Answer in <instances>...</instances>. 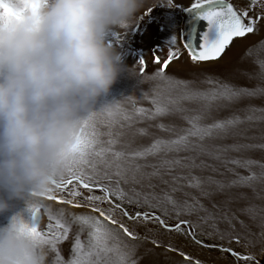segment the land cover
<instances>
[{"label":"snow or ice","instance_id":"1","mask_svg":"<svg viewBox=\"0 0 264 264\" xmlns=\"http://www.w3.org/2000/svg\"><path fill=\"white\" fill-rule=\"evenodd\" d=\"M160 6L180 8L193 18L190 37L186 38L185 33L181 32L183 46L193 62L218 61L234 38L258 34L261 26H264V0H250V4L243 10L236 9L230 0H195L187 8L167 0L166 4ZM257 7L258 12L255 11ZM198 24L204 25L199 33ZM176 41L174 35L166 45L169 47L167 58L162 59V49L152 53L153 62L160 66L154 76H145L146 58L138 63L142 82H153L150 92L143 93V98H150L153 107L137 109L136 102L130 100L132 111L124 104L116 103L91 116L82 129L78 155L71 162L67 174L54 183L55 188L35 196L36 203L30 209L34 224L32 233L48 252V264H139L135 258L137 246L124 238L138 240V234L127 222L138 225L141 221V226L147 227L148 223L154 221L169 232L190 236L194 243L202 247H219L221 251L230 252L231 249L220 245L204 244L193 231L198 225L179 217L205 213L200 219L212 229L210 235L219 233L223 239L224 234L217 228L216 215L209 212L203 201L213 202L216 208L218 205L214 198L228 195L233 188H249L264 198L261 195L264 193V161L227 157L229 152H264V142L232 145L208 143L243 136L247 131L243 127L245 124H264V107L251 104L238 107L245 100L264 99V39L252 45L246 53L248 57L254 58L255 68L254 73L247 75L250 80L258 81L257 84L253 87H238L206 76L204 82L211 85L207 89L195 88L192 81L175 79L165 74L173 61L179 58V52L174 50ZM213 68L214 64H207L205 71ZM188 103L196 107H186ZM231 109H234L231 116L217 118V113ZM240 112L243 116L238 114ZM169 117H177L182 123H164ZM145 120L158 121L154 127L162 135H153L146 146L132 148L131 141L122 139L125 136L124 129ZM101 128L107 131L103 132ZM139 134L150 135L144 129H140ZM260 139L264 141V134ZM153 160L157 162L153 163ZM208 160L222 163L233 178L225 181L217 179L216 175H196L197 170H211L224 175ZM238 169H243L247 175L241 174ZM154 180L159 181V185L154 184ZM68 185L73 187L68 189ZM125 185L130 187L126 190ZM160 185L163 187L158 193L155 189ZM80 187L87 189L88 195H83ZM145 187L149 191H143ZM97 189L99 195L95 194ZM64 190H67V196L55 195L56 191ZM41 197L72 208H87L96 215L70 214L66 217L64 209L54 212L51 207L40 203ZM104 204L108 207H102ZM126 205L151 211H129ZM42 210L50 221H55L48 225L47 232L39 229ZM243 211L253 219L258 214L255 207ZM118 214L121 218H118ZM171 214L178 219L174 227L169 226L164 219ZM223 219L234 231L227 215ZM261 220V235L264 236V217ZM74 225L77 226L74 243L69 244V255L65 258L61 254L60 245L69 240ZM184 225H187V231L183 230ZM233 239L236 243L240 242L239 235L232 237L229 234V243ZM152 242L160 246L158 241ZM169 250L176 251L171 246ZM180 255L190 260L184 252H180ZM232 255L238 254L232 252ZM243 259L255 260V257L245 256ZM195 264H200V261ZM255 264H259V261Z\"/></svg>","mask_w":264,"mask_h":264},{"label":"clouds","instance_id":"2","mask_svg":"<svg viewBox=\"0 0 264 264\" xmlns=\"http://www.w3.org/2000/svg\"><path fill=\"white\" fill-rule=\"evenodd\" d=\"M149 0H0V215L28 210L78 155L86 122L126 71L110 43ZM6 194V195H5ZM22 212L0 226V264H48Z\"/></svg>","mask_w":264,"mask_h":264},{"label":"rangeland","instance_id":"3","mask_svg":"<svg viewBox=\"0 0 264 264\" xmlns=\"http://www.w3.org/2000/svg\"><path fill=\"white\" fill-rule=\"evenodd\" d=\"M175 4L181 5L182 7H191L195 0H173ZM235 4V8L238 10L245 9L249 4L250 0H232ZM167 0H149L145 10L140 14L139 19L129 29L117 30L111 33L109 37L110 43H112L123 57L126 71L122 73L118 82L113 86L110 94L102 97L97 105V110L103 108L106 105L113 103H122L128 107L129 111H132V105L129 103L130 100L135 101V108L150 109L153 107L150 98L144 99L143 93L150 92L153 82L144 80L140 76V65L138 64L141 59H147V69L145 76H154L156 71L160 68L152 60V53L162 49V59L167 58L169 53V47L166 46L175 35L177 38L174 50L179 52V58L175 59L173 63L166 70L165 74L175 79L192 81V86L199 89H207L211 85L205 83L206 76L215 77L225 83H229L238 87H253L258 83L256 80H250L247 74L254 73L255 68L253 65V57L246 55L248 49L262 39H264V26H261V30L258 34H249L246 37H237L233 40L232 44L225 50L224 54L218 61L210 62H193L189 52L183 46L181 39V32L185 33L189 15L182 11L180 8H168L160 6L166 4ZM151 10V11H150ZM255 11H259L257 7ZM207 64H214L215 68L205 71ZM248 104L256 107H264V99L255 98L252 100H245L243 104L238 107L242 108ZM186 107L195 108L194 104H186ZM234 109L225 110L217 113V118L229 117L233 114ZM243 116V113H238ZM158 121H139L135 123L131 128H125V136L122 138L125 141H131L132 148H139L148 145L153 135H162L154 125ZM164 123L166 124H181L182 121L177 117H169ZM247 131L243 136H232L223 141H209L208 143L232 145L237 143H251L257 144L261 141L260 137L264 134V124H245L243 126ZM147 130L150 135L143 136L139 134V130ZM101 131L106 132V128H101ZM107 139V137H104ZM228 158H251L257 161H264V152L259 150H250L245 152H229ZM153 163L157 162L155 160ZM209 164H214L220 172L224 175H218L213 173L211 170L199 171L197 170L196 175L206 177L208 175H216L217 179L230 180L232 174L227 171V168L219 161L208 160ZM231 167V166H230ZM150 171V169H149ZM243 175H247L243 169H238ZM154 184L159 185V181L154 180ZM76 184V182H73ZM73 185H68V189H71ZM127 190L130 186L125 185ZM162 185L158 186L155 191L160 192ZM55 188V186H53ZM83 195H88V190L79 188ZM143 191H149L146 187ZM188 191H192L188 189ZM257 192H260L258 186ZM97 195L100 194L99 190H96ZM6 195V194H5ZM55 195L67 196V190L63 192L56 191ZM264 195V193H261ZM78 199H82L78 198ZM231 200L230 203L226 201ZM39 202L45 206L51 207L53 211L60 209L65 210L66 217L70 214H89L91 213L87 208H72L67 204H60L55 200H47L45 197L39 198ZM214 202L218 207H213V202L204 200L203 203L208 208L210 213H214L217 217V228L220 233L224 234V238L221 239L219 233L211 234L212 229L208 224H205L200 216L206 215L200 213L199 215L192 216H181L179 219L190 220L194 225L198 227L194 228L193 231L196 233L197 239L203 241L204 244H216L229 249L234 250L241 256H252L255 260H245L243 257H237L232 255L230 252L221 251L220 248H205L193 242L190 236H185L175 231L169 232L161 227L156 222L148 223L147 227L141 226L143 222H139L138 225H133L132 222H127L129 227L138 234L139 239L132 241L130 238L125 237L131 244H135L136 248V259L139 264H195L196 261H200V264H255L259 261V264H264V236L261 235V217H264V198H260L249 188H233L230 190L228 195H218L214 198ZM102 207L107 208L108 205L104 204ZM129 211H151L147 208L136 209L132 206H128ZM249 207H255L257 215L253 219L250 215L246 214L243 210ZM15 212H22L29 221H33V216L27 206L21 201H13L12 209L10 212L0 215V226H4L8 223L9 217ZM160 213L157 211L156 213ZM227 217L231 220L232 227L226 222L223 217ZM118 218L119 214H118ZM166 223L169 226L174 227L178 223V219L174 214L164 217ZM50 221L46 213L41 212L39 229L47 232L48 225L54 223ZM184 231H187V225L182 226ZM77 231V226H73L72 232L70 233L69 240L63 242L60 245L61 254L68 258L69 255V244L74 243V235ZM229 234L232 237L237 235L240 236V242L229 243ZM153 240L159 242L160 246L153 244ZM169 246L176 249V251L169 250ZM180 252H184L190 260H185Z\"/></svg>","mask_w":264,"mask_h":264},{"label":"water","instance_id":"4","mask_svg":"<svg viewBox=\"0 0 264 264\" xmlns=\"http://www.w3.org/2000/svg\"><path fill=\"white\" fill-rule=\"evenodd\" d=\"M234 6V5H233ZM235 7V6H234ZM193 25H194V21H193V18L189 15V17H188V22H187V29H186V38H188V37H190V35H191V31H192V28H193ZM203 28H204V25L203 24H198L197 25V29H198V33H199V31H202L203 30ZM235 39V38H234ZM73 182H75V181H73ZM219 248V247H218ZM224 248H226V247H224ZM232 252H235L234 250H232L231 249V251H230V253L232 254ZM235 253H237V252H235ZM238 254V253H237ZM237 257H243V256H241L240 254H238V255H236Z\"/></svg>","mask_w":264,"mask_h":264},{"label":"crops","instance_id":"5","mask_svg":"<svg viewBox=\"0 0 264 264\" xmlns=\"http://www.w3.org/2000/svg\"><path fill=\"white\" fill-rule=\"evenodd\" d=\"M230 2L235 6V4L232 2V0H230ZM185 8V7H184Z\"/></svg>","mask_w":264,"mask_h":264}]
</instances>
